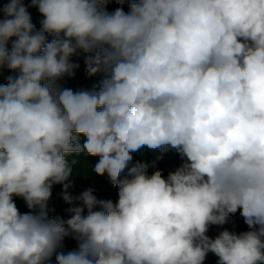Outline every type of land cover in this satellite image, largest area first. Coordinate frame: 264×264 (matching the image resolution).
<instances>
[{
    "label": "clouds",
    "instance_id": "9594fccd",
    "mask_svg": "<svg viewBox=\"0 0 264 264\" xmlns=\"http://www.w3.org/2000/svg\"><path fill=\"white\" fill-rule=\"evenodd\" d=\"M111 2L30 0L39 30L0 3V264H264V0ZM79 52L98 88L59 83ZM145 147L184 163L149 174ZM81 153L117 201L69 192ZM238 211L249 230L208 235Z\"/></svg>",
    "mask_w": 264,
    "mask_h": 264
},
{
    "label": "trees",
    "instance_id": "16d2710c",
    "mask_svg": "<svg viewBox=\"0 0 264 264\" xmlns=\"http://www.w3.org/2000/svg\"><path fill=\"white\" fill-rule=\"evenodd\" d=\"M5 2V0H0V3ZM26 6L30 5V0H24ZM107 10L109 12L114 11L118 7H123L125 12L129 11L128 4L119 5L112 0L107 6ZM32 22L35 24L37 30L40 28V22L42 20V16L38 12L36 8L30 7L28 8ZM50 40L51 37H48ZM11 47V41L9 42V48ZM84 56L85 54L79 52L78 55H74L71 57L73 63L79 64V67L75 69L74 77L65 76L59 83L62 87L71 88L73 90H92L93 88H98L99 82L102 79L101 75H97L94 77H88L85 72V64H84ZM9 75H14L10 70L6 67L0 70V84L7 83V77ZM84 137H80L81 144L84 141ZM70 166L73 169L72 175L70 176V181L72 183V187L69 189V192L73 195H79L84 190L92 187L95 189V195L98 199L112 200L113 202L118 200V189L114 188L109 182L106 176L101 177L95 175L92 172V168L98 161L97 157H92L87 155L86 153H81L79 155L73 154L67 157ZM75 160L76 163L72 164V161ZM185 158H182L180 154H178L174 149L169 148L166 153H161L159 150L151 151L146 147L141 149L137 153H133V162L135 161H143L149 163L150 165L155 162L154 167H149L148 173L151 174L155 170H161L162 175L167 177L168 173L174 171L176 168L180 167L184 163ZM52 197L49 202V215L50 217L61 216L63 218H68V214L66 209L70 207V205L66 204L61 196L62 186L54 185L52 190ZM14 201L20 210L21 213L28 212L24 200L20 197H14ZM228 229L229 231L240 233L243 231H247L248 226L244 223L243 218L240 216L239 211L230 217L229 222L223 226H212L209 229L208 235L210 237H215L219 231L223 229ZM76 247V242L69 238L65 239V251L71 250ZM217 257L213 254L209 253L205 264H217Z\"/></svg>",
    "mask_w": 264,
    "mask_h": 264
}]
</instances>
